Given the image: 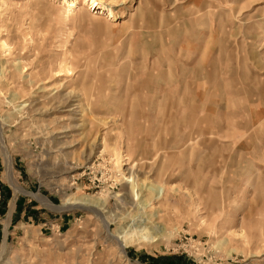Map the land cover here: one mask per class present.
<instances>
[{"label":"rangeland","instance_id":"1","mask_svg":"<svg viewBox=\"0 0 264 264\" xmlns=\"http://www.w3.org/2000/svg\"><path fill=\"white\" fill-rule=\"evenodd\" d=\"M96 1L0 0V264H264V0Z\"/></svg>","mask_w":264,"mask_h":264},{"label":"bare ground","instance_id":"2","mask_svg":"<svg viewBox=\"0 0 264 264\" xmlns=\"http://www.w3.org/2000/svg\"><path fill=\"white\" fill-rule=\"evenodd\" d=\"M92 6H94L95 8L98 6V2L96 1V0H91V6H90V10H91V8H93ZM68 8H78V6L74 3V1H70L69 3H68ZM95 8L93 9V11L95 10ZM130 177H132L131 175H130ZM129 179H127V181H128ZM11 182H13V179L11 178ZM132 185V188H133V191H134V188H135V184L134 183H132L131 184ZM146 188V187H145ZM151 187L149 186L148 188H146L147 190H149ZM160 195H162V192H161V189H156V191H155V196H156V198H157V200L159 199V197H160ZM136 197H137V194L135 195ZM44 202V201H43ZM45 203V202H44ZM48 204V203H47ZM87 205H89V204H86V203H80V206H84V207H86ZM101 206V205H100ZM95 207V206H94ZM102 207V206H101ZM100 207V208H101ZM100 208H95L94 209V213H96V215H98V216H100V210H102V209H100ZM101 220L104 222V224H106V222H105V219H102L101 218ZM107 225V224H106ZM109 237L110 238H112V240L114 239V240H118L117 239V237H113L112 235H110L109 234ZM119 244V243H118ZM120 246L121 247H123L124 245H121L120 244Z\"/></svg>","mask_w":264,"mask_h":264}]
</instances>
